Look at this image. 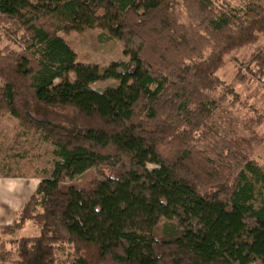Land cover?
Segmentation results:
<instances>
[{"label": "trees", "instance_id": "obj_1", "mask_svg": "<svg viewBox=\"0 0 264 264\" xmlns=\"http://www.w3.org/2000/svg\"><path fill=\"white\" fill-rule=\"evenodd\" d=\"M184 3L189 25L177 0H0V22L20 43L0 48V112L63 157L2 226L11 234L33 221L39 234L14 249L1 242V262L62 264L68 249L74 264H264V203L253 201L264 168L218 135L220 99L210 96L224 85V53L264 39V0ZM94 27L130 60L85 63L59 34ZM257 49L250 62L264 77ZM108 79L117 84L93 88ZM57 109L70 112L67 122L45 117ZM106 167L115 173L86 186L61 179Z\"/></svg>", "mask_w": 264, "mask_h": 264}, {"label": "rangeland", "instance_id": "obj_2", "mask_svg": "<svg viewBox=\"0 0 264 264\" xmlns=\"http://www.w3.org/2000/svg\"><path fill=\"white\" fill-rule=\"evenodd\" d=\"M222 2V0H215ZM233 5L239 6L243 0H230ZM177 11L182 23L189 25L192 21L190 11L184 0H177ZM195 24L198 22L195 20ZM6 23L0 22V48H19L20 43L15 35L6 34ZM59 34L64 37L78 53L80 60L101 68L108 67L113 62H128L130 57L125 54L123 43L116 38H108L101 28H87L82 31L61 30ZM259 47L264 49V39L258 44L249 46L241 51H228L224 53V64L217 75L223 82L219 89L210 93V96L218 102L213 110L212 124L220 137L236 140L240 143L242 151L264 168V77L256 74L254 64L250 59ZM244 75L243 82H237V76ZM117 84L115 79H108L94 83L93 88L105 89ZM2 81L0 80V89ZM225 86L233 87L228 92ZM51 110V109H50ZM61 114H48L45 117L55 121L67 122L70 116L68 110H55ZM46 109H39L37 113L43 116ZM62 162L61 151L46 140L42 133L35 129L23 126L22 122L11 113L0 112V163L3 169L0 171L19 176H38L40 181L44 177H56V162ZM236 171L242 169L239 163H233ZM150 168L155 167L149 164ZM115 167L92 168L74 177L61 175V179L67 184L89 185L97 179H103L106 175L115 173ZM35 175V176H34ZM249 177L254 181L253 176ZM253 201L255 205L264 203V180L255 182ZM40 232L37 223L31 222L21 230L11 234L2 233L0 230V243L6 249H14L15 241L20 237L36 236ZM6 235V236H5ZM68 249L61 253L62 264H74L73 258L68 259ZM0 264H11L1 262ZM253 264H260L256 261Z\"/></svg>", "mask_w": 264, "mask_h": 264}, {"label": "crops", "instance_id": "obj_3", "mask_svg": "<svg viewBox=\"0 0 264 264\" xmlns=\"http://www.w3.org/2000/svg\"><path fill=\"white\" fill-rule=\"evenodd\" d=\"M0 169H3V162L0 163ZM37 177L12 175L0 171V230L2 226L15 221L24 203L37 189L40 182V178Z\"/></svg>", "mask_w": 264, "mask_h": 264}]
</instances>
